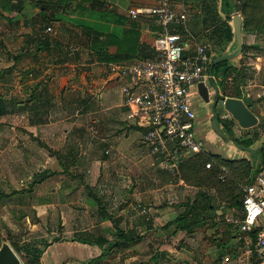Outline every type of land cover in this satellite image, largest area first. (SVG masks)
Instances as JSON below:
<instances>
[{
  "label": "crops",
  "instance_id": "obj_1",
  "mask_svg": "<svg viewBox=\"0 0 264 264\" xmlns=\"http://www.w3.org/2000/svg\"><path fill=\"white\" fill-rule=\"evenodd\" d=\"M220 1L221 0H188V4H183L192 6L193 8L186 22L185 30H183L181 34L186 44V54L192 53L198 43H207L211 48L213 30L218 25L217 21L220 18L225 20V14L220 11ZM209 5L216 6L217 16L215 14H212L214 15L213 17L212 15H208L210 11L208 8ZM106 7L125 16V14H122L121 11L117 9V3L114 1L111 5ZM179 8L176 7V9ZM196 10L199 12L196 13ZM236 13L238 14L236 11L230 13L232 16L231 22L227 20V23L232 28H234L232 23L234 22ZM62 18L63 19L57 21V23L70 22V24H74L79 28L83 20V18H80L77 11L67 12ZM71 29H73V27L69 28V34L65 36L57 33V30L55 32V38L65 46L64 50H68L66 45H73L67 40L72 34ZM112 29L114 30V28ZM73 31L76 32L77 29ZM143 31L148 32L149 28L145 26ZM199 40H201V42ZM241 42L242 47L243 45L244 47H249L248 50L246 52L244 50L241 51L239 55L229 60L234 61L235 64H231L236 67L239 65L238 63L240 60L244 61V58H249L252 61L250 64L252 66L251 69L249 68L248 72L242 70L245 74H243L242 77L243 84L238 88L240 97L232 98L243 100L249 110L255 114L259 123L261 122L259 116H264V70L259 63V57L263 52H260L258 48H264V33L246 34L242 31ZM74 43L75 44L71 46L72 49H70V55L72 56H69L68 60L61 62L55 56L54 60L51 61L53 67H58V69H56L57 72H61L60 74H56L57 77L60 76L61 80H59V83L57 82L58 84L55 86H59L61 92L64 91L63 95L65 94V90L73 92L72 98L65 103L60 94L61 101L59 100L58 103L53 102V108H55L54 112L60 113L63 110V104H67L66 108L72 111L74 109L76 111H78V109H86L88 113H84L82 119L79 117L73 118L71 114L65 118H61L59 123H57V126L62 128L61 133H42L39 139L44 141L43 143L49 151V154L46 156L49 166L45 168V170H50L51 172L56 170L60 173L57 176V186L54 188L56 197H58V195L59 197L55 198L52 196L51 189L53 186L50 183L52 177L45 178L42 183L33 187L31 196L35 200L34 204L36 205H33V207L37 212V217L42 219L41 215L43 213L51 211L54 206L63 205L64 207H60L62 220L66 212L65 206L71 204V202H68L69 198L76 196L79 198L77 201H79L81 205L85 206L88 203L95 208L87 216L84 215L83 212H78V214L75 215L76 220L74 222L80 224L83 219L89 217L94 220V223L87 229H76L69 239H57L56 242L59 243L58 250L60 249L56 254L58 262L64 259V261H66L65 264H71L72 262L66 259L69 258L74 261L73 263L76 262L77 264H110V262H112V264H138L132 259L133 256L131 258L128 256L127 258L130 259L131 262H120L119 258L115 260L116 255L119 256L129 248H135L134 245L137 242L130 245L128 249L125 250L110 248L105 258L97 262H91L101 251L105 250L106 244L100 247L95 244H85L78 241L79 237L82 238L85 236L84 233H88L90 236H101L110 239L108 235L112 236L114 233L112 230L114 231V229L110 220L100 221V218H102V213L99 211L100 208H102L104 216H110L111 219L119 220L120 224L128 221V218H130L129 214L131 215V212H127L128 207L132 205L134 196L140 193L138 192L139 188H134L132 193H130V188L125 185V178L127 177V173L132 174L135 172L134 167H137L139 168L138 171L141 173V200H135L134 203L136 205L138 203V215L141 216V221H134L131 228L128 230L126 228L122 229L126 232L133 231L135 234L141 236V264H206L204 261L199 262L189 259L187 254H184V258H182V254L180 255L181 257L178 256L183 249L187 252L192 250L193 243H196L200 235L201 240H203L200 247L202 249L201 252H209L210 248L207 247L210 245V242H208L210 240L213 241L215 244L214 246H216L213 250L216 255L211 264H223L224 261L226 262L227 254L236 256V258L239 259L238 264H240L241 255L239 256V250L244 252L243 256L246 257V264H254L247 246L249 242L247 237L244 238L243 236V238H239L235 228L228 224L226 220V227L223 229L222 227L216 228L218 226L217 220L223 215L225 217L229 215L240 216L241 212H236L222 206L215 212H210L207 215L205 223L195 226L190 232L184 230L178 231L175 226L168 225L174 221L179 214V212L177 214L175 212L176 209H174L175 201L170 198L172 196L175 199L179 197L187 198L186 202L190 203L194 200L197 189L187 184L181 185L175 179L170 183V174L163 168V164L160 163L161 159L149 154L148 148L141 140L142 135L149 128V124L139 117L133 116L130 109L123 104L121 88L119 87L118 90L115 88L118 83H122L120 79L114 75L107 77L105 87L103 90L101 89L102 91L100 90L101 92L95 94V98L92 96L94 93L91 89L89 90L90 94H88L87 97H83L84 91L82 88L75 87L71 84L77 77L83 78L85 81L87 80L86 77H89V74L85 71L83 75L78 73L79 70L83 69L81 65L85 66V55L83 58L81 55L77 58L74 57L72 50L81 46L79 43ZM237 47L235 37V40L227 45L222 56L234 54ZM209 52L211 58L213 56L220 57L211 50H209ZM250 55L255 56V60H259V62H256ZM88 60L91 61V58L89 57ZM243 64L245 65V62ZM66 67H70V70H73V76L69 74V70L63 73L68 69ZM229 78L230 77H227V79ZM213 82L217 84L216 80ZM80 83L83 84L82 82ZM209 84L210 83H208V85ZM209 92V97H215L216 91L213 90V88H209ZM193 95L195 96H190L192 99L189 98V102L195 112L194 123L196 132L205 143L203 151L217 154L215 152L216 147H210L205 140V129L209 125L212 126V120L214 119L212 102L211 104L205 103L198 95V91L194 92ZM218 106V109L223 111L221 105ZM97 110H107L108 112H112L114 116L107 120L101 119L98 116H92L98 113ZM220 111H216L218 119L222 124L221 126L226 127L221 119L225 120L229 115L225 112L221 114L219 113ZM74 115L77 114L75 113ZM226 120H228V118ZM70 124L72 126L69 129L68 127ZM27 126H29L27 128V134H10L9 141H15L17 144H19V140L22 142V144H19V146L17 145L15 148H9L16 157L19 156L20 150L24 151V153H20L22 157L25 155V151H37L33 145V141L36 139L35 137L38 136V134L33 133L34 129L37 130L36 124L29 120ZM234 126L235 125L232 127V137H236V128L239 131H246L254 128L256 125L248 129H242L238 124H236L235 128ZM140 132L141 137L139 136ZM215 138L216 136L214 139ZM257 141L258 140L255 142ZM21 145H25L28 149L23 148ZM241 146L246 148L243 145ZM107 150L108 153H105ZM250 151L252 152V150ZM187 156L189 157L190 155H185L183 159L187 158ZM243 158L249 159L248 156ZM40 188L41 192H38L37 190ZM48 188H50V190H48ZM87 190L89 191V198L85 196ZM183 195H185V197H183ZM164 197H166L167 200H165ZM114 206L117 207L115 212L112 211ZM176 207H179V204L176 205ZM142 208L144 211L140 212ZM61 225L63 224L61 223ZM210 232H213V234H210ZM206 237H208V239L203 243ZM67 242H71L72 247H75L77 250L70 247ZM47 243L48 245L46 247L49 248L52 244L50 241ZM206 243L207 247L205 245ZM71 248L73 252H71ZM49 264H56V262L53 263V261L50 260Z\"/></svg>",
  "mask_w": 264,
  "mask_h": 264
},
{
  "label": "rangeland",
  "instance_id": "obj_2",
  "mask_svg": "<svg viewBox=\"0 0 264 264\" xmlns=\"http://www.w3.org/2000/svg\"><path fill=\"white\" fill-rule=\"evenodd\" d=\"M10 1L11 2L9 3L7 0H0V96L3 97L5 103L4 114L0 115V236L7 239L10 243H13L17 240V238H19L17 241L19 245L24 244L25 242H34L41 248L43 247V241L46 243L50 241L52 245L49 248H44L45 251L42 253L38 264H49L50 260L53 261V263L56 262V264H65L66 261H64V259L58 262V258L56 257L57 252L60 250H58L59 243L56 242L57 239H69L72 237V234L76 229H87L91 227V225L94 223V220L87 217L83 219L80 224L78 222V224H76L74 222L76 220L75 215L78 214V212H83V214L87 216L92 210H94L95 207L90 206L88 203L85 206L81 205L80 202L77 201L79 198L73 196L70 197L68 201L71 202V204L65 206L66 212L64 214L63 220L61 218L60 209V207L63 205L54 206L51 211L43 213L41 215L42 219H40L37 217V212L33 207V205L36 204H34L35 200L31 196V191H33V187H36L38 184L42 183L45 178L52 177L50 180V183L53 186L51 189L53 194L52 196L55 198L59 197V195L56 197L54 188L57 186V176L60 173L56 170L54 172L45 170V168H48L49 166L46 160V156L49 154V151L43 143L44 141L40 140L39 138L42 136V133H61L62 128L57 126V123H59L61 118H65L71 114L73 118L79 117L82 119L84 117V113H88V110L78 109V111H76L74 109L72 111L69 108H66L67 104H63V110L60 113L54 112L55 108H53V102L58 103L59 100L61 101L60 94L62 96V100L65 103L72 98L73 92L65 90V94L63 95L64 91L61 92L59 86H55L59 83V80H61L60 76L57 77L56 75L57 73L60 74L61 72H57L56 69H58V67H53V63L51 62L54 60V57L57 54V49L53 47L51 51L52 53H47L42 47H38V42L36 41L35 37L37 34L40 36H46L49 39H53L56 36V30L57 33L65 36L69 34V28L73 27V29H71L72 34L67 39L68 42L73 45L75 44L74 42L79 43V45H84L85 40L82 36V28H79L74 24H70V22H61L59 24L57 21H53L48 26L43 25L42 16L40 15L39 11L40 4H44L45 6H53L51 0L46 2H42V0ZM113 1L117 3V9L126 16L129 9L140 7L141 5H153L156 0H103L106 6L111 5ZM172 1L175 4L174 6L177 8L183 4H188V0ZM20 2L23 4V10L18 14L16 12L17 8L12 9V6H15V4ZM237 4H239V1H237ZM189 7H191V10H193L192 6ZM47 11H49V9H47L46 12ZM237 15L241 22L242 30L243 17L239 12ZM142 18L152 22L151 18L149 17ZM231 18L232 16L230 15L228 19L230 22ZM14 21H17V23ZM232 25L234 26V23H232ZM74 29H77V31L74 32ZM80 33L82 37H80ZM199 41L201 42V40ZM66 46L68 50L72 49L69 44ZM248 48V46H245L244 51L246 52ZM258 49L260 52H263L259 57L260 62L259 60H255V56H250H252L256 62H259L261 68L264 70V48L262 47V49ZM71 56L72 55H70V57ZM83 56L84 55L81 53L82 58ZM88 58L89 57H87L85 54V66L81 65L83 69L79 70L78 73L83 75V72L85 71L89 74V77H86V81L83 78L77 77V79H75V81L71 84H73L75 87L82 88L84 91L83 97H87L88 94H90L89 90L91 89L94 93H92V96L95 98V94L101 92L105 87V81L107 77L110 76V74L104 63L94 59L89 61ZM229 62L234 63V61L231 60H229ZM244 62L245 65L243 64ZM251 62L252 61L249 58H244V61H239V65H237L236 68H241L244 70V72H248L249 68L251 69L252 66L250 65ZM66 68L68 69L63 73H66L69 70V74L73 76V70H70V67ZM244 72L243 74H245ZM217 77V86L221 93L219 82L222 81L224 84L230 86L232 83V77L229 79L223 75H219ZM241 84H243V79ZM121 85L122 83H118L115 88L118 90ZM40 92L44 94L47 100H49L47 101L48 104L47 106H43V108L33 111L31 110V107L34 102V98H37V94ZM191 96L195 95L192 94ZM213 99L214 97L211 96V102H213ZM218 108L219 106L216 108L217 112L218 110L220 111ZM97 111L98 113L93 114L92 116H98L104 120L114 116L112 112H108L107 110ZM75 113L77 115H74ZM219 113L223 114L224 111H220ZM227 118L231 127L228 130L227 128L221 126L222 124L217 118V124L219 125L221 134H218L214 130L213 126L205 125L207 126L205 129L206 143L210 147H216L215 152L217 153V156L222 157L227 161L246 159L251 162L252 166H254L253 170H255L256 164L259 161V152L261 151L260 148L262 149V147H264V133L261 134L257 142H253V145L245 146L247 149L243 148L240 143L243 140L251 137L256 128L254 127L246 131H239L236 128V137H232L230 132L233 133L232 127L235 125V128L237 123L231 118ZM259 119L261 120V123L264 124V116H259ZM29 120L30 122H36L35 124L37 130L34 129L33 133L38 134V136L35 137L36 139L33 141V145L37 151H25V155L22 157L20 153H24V151L20 150L19 156L16 157L15 154H13V151H10L9 148H15L17 145L19 146V144H22V142L19 140V144H17L15 141H9L10 134H27V128L29 127L27 124ZM71 126L72 125L70 124L69 127H67L70 129ZM139 136L141 137V132ZM215 136L216 138L214 139ZM21 146L25 149H28L25 145ZM250 150H252V152ZM246 156H248L249 159L243 158ZM134 168L135 172L132 171V174H126L127 177L125 178V185L130 188V193H132L134 188H139L138 192L140 194L134 196L132 205L128 207L127 212H131V215L129 214L130 218H128V221L125 223L120 224L121 228H126L127 230L131 228L134 221H141V216L138 215V203L137 205L134 203L135 200H141V173L138 171L139 168ZM229 168L232 172V167L229 166ZM48 190H50V188H48ZM37 191L41 192V188ZM85 196L88 198L90 197L88 190L85 192ZM183 197H185V195H183ZM164 198L167 200L166 197ZM170 199L175 201L174 209H176L175 212L178 214L182 208L176 207V205L184 204L187 198L185 199L179 197L175 199L172 196ZM116 208L117 207L114 206L112 211L115 212ZM61 223L63 225H61ZM217 225L218 226L216 228L222 227L223 229L226 227L224 215L217 220ZM210 234H213V232H210ZM108 236L112 240L111 237H113V234L112 236ZM207 239L208 237H206L203 243H205ZM202 241L203 240H201L200 235L197 238L196 243H193L192 250L187 252L183 249L178 254V256H182V258H184V254H187L189 259L199 262L204 261L206 264H211L216 255L215 252H213L216 246H214V242L210 240L208 241L210 242L208 247V242L205 244L207 248H210L209 252H201L202 249L200 247ZM68 242L67 244L72 247L71 242ZM134 246L136 249L127 248L128 250L124 253H121L119 256L116 255L115 260L117 258L120 260V258L125 257L126 262H131L130 259L127 258L128 256H130L129 258L133 256L132 259L135 260L134 262L141 264V239L137 241ZM14 248L21 257L23 264H26V258L22 251L19 250L20 248L18 246H14ZM72 248L76 249L75 247ZM72 248L71 252H73ZM239 251V256L241 255L240 264H246V257L243 256L244 252L242 250ZM66 259L67 261L72 262L71 264H77L76 262L73 263L74 261L72 259ZM238 263L239 259L236 258V256H233V254H227L226 262H223V264ZM110 264H112V262H110Z\"/></svg>",
  "mask_w": 264,
  "mask_h": 264
},
{
  "label": "trees",
  "instance_id": "obj_3",
  "mask_svg": "<svg viewBox=\"0 0 264 264\" xmlns=\"http://www.w3.org/2000/svg\"><path fill=\"white\" fill-rule=\"evenodd\" d=\"M44 1L48 0H42V2ZM237 1H239V4H237ZM7 2L10 3L11 1L7 0ZM51 3L53 6L40 4L39 11L42 16L43 25L45 26H48L53 21H61L67 12L77 11L80 18H83L79 26L82 28L85 44L72 50L74 57H79L81 53L83 55L87 54L91 60L94 59L106 64L126 62L132 59L155 58L153 40L159 29L153 25V22L142 17L132 20L120 15L108 9L103 0H51ZM209 6L210 11L208 15L215 14L217 16L216 6ZM13 8H17L16 12L19 14L23 10V4L21 2L17 3L15 6H12ZM47 9L49 11L46 12ZM220 11L225 14V20L219 17L220 19L217 21L218 25L213 30L210 48L218 56H222L227 45L235 40L234 28L227 23L230 13L234 11L241 13L243 17L242 31L244 33H264V0H221ZM14 22L17 23V21ZM145 26L149 28L148 32L143 31ZM170 30L183 33L182 27H173ZM35 38L38 42V47H42L47 53H52L51 51L55 47L57 49L56 57L61 62L69 59L71 51L64 50L65 46L56 38L49 39L46 36L37 34ZM243 50L244 45L242 47ZM211 71L212 75L216 77L219 75L232 77L230 86L224 84L222 81L219 82L221 99L225 97H240L238 88L241 85L243 77L241 68H236L229 60H223L213 65ZM47 101L49 100H47L43 93H38L37 98H34L31 110L36 111L45 105L47 106ZM4 111V99L0 96V115L4 114ZM255 128L256 130L252 136L243 140L240 145L250 146L260 138L261 134L264 133V124L259 122ZM259 153V161L256 164L255 170H253L254 166H252L251 162L246 159L227 161L216 154L205 151L182 159L177 167V178L181 179L185 185L187 184L196 188L197 192L192 202L179 204L182 210L176 219L168 225L175 226L178 231L184 230L190 232L195 226L203 225L210 212H215L222 206L240 212L243 188L254 175L264 171V147ZM208 163H210V168L205 167ZM229 166L232 167V172ZM222 175L223 179L221 180L220 177ZM99 211L102 213L100 221L110 220L114 229L112 232L114 233L112 240L101 236H90L88 233H84V237L78 238V241L85 244H95L100 247L106 244L105 250L101 251L91 262H97L105 258L110 248L125 250L141 239V236L135 234V232L123 230L120 227L119 220L111 219L110 216H104L102 208ZM18 240L19 238L13 243L7 241L14 250V246L20 248L19 250L22 251L26 258V264H38L48 243L43 241V247L41 248L34 242H25L19 245ZM125 259V257L120 258V262H124Z\"/></svg>",
  "mask_w": 264,
  "mask_h": 264
},
{
  "label": "built area",
  "instance_id": "obj_4",
  "mask_svg": "<svg viewBox=\"0 0 264 264\" xmlns=\"http://www.w3.org/2000/svg\"><path fill=\"white\" fill-rule=\"evenodd\" d=\"M191 11L186 5L176 9L172 0H156L153 5L129 9L128 18L149 17L158 27L153 40L156 56L105 64L109 74L122 81L123 104L133 116L149 124L142 143L151 156L161 159L171 176L170 183L175 179L181 185L184 183L177 178L178 164L185 155L202 152L205 146L196 132L195 112L189 98L197 92L200 82L209 89L210 80L218 78L210 72L209 44L198 43L192 53L186 54L183 36L170 30H185ZM205 167L210 168V163ZM241 204L240 216L229 215L225 220L239 238H248L254 264H264V171L254 175L243 188Z\"/></svg>",
  "mask_w": 264,
  "mask_h": 264
},
{
  "label": "water",
  "instance_id": "obj_5",
  "mask_svg": "<svg viewBox=\"0 0 264 264\" xmlns=\"http://www.w3.org/2000/svg\"><path fill=\"white\" fill-rule=\"evenodd\" d=\"M234 33L237 41V50L234 54L225 55L220 57H212V64L210 67V72L212 70L213 65H215L219 61L229 60L240 54L242 51V42H241V22L238 18L237 13L234 17ZM210 85L213 90L216 91L215 97L213 99V115L214 119L212 120V126L218 134H221L219 125L217 124L218 115L216 113V108L218 105H221L223 111L229 115L234 122H236L239 127L242 129H248L254 127L258 123V119L255 114L249 110L246 104L241 99L226 97L221 100V95L219 93V89L216 83L210 80ZM198 95L205 103H210L209 97V89L208 86L204 82H200L197 86ZM227 117V116H226ZM226 119V118H225ZM224 126H227V122L224 119H221ZM230 135L233 134L230 132ZM263 148V147H262ZM0 264H23L21 257L17 254V252L13 249L11 244L4 238L0 237Z\"/></svg>",
  "mask_w": 264,
  "mask_h": 264
},
{
  "label": "flooded vegetation",
  "instance_id": "obj_6",
  "mask_svg": "<svg viewBox=\"0 0 264 264\" xmlns=\"http://www.w3.org/2000/svg\"><path fill=\"white\" fill-rule=\"evenodd\" d=\"M226 122H227V126H226L225 128H227V130H228V129H230L231 127H230V125H229V123H228V120H226Z\"/></svg>",
  "mask_w": 264,
  "mask_h": 264
}]
</instances>
